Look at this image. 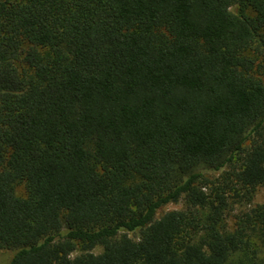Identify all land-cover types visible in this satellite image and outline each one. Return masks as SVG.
Returning a JSON list of instances; mask_svg holds the SVG:
<instances>
[{"label":"trees","instance_id":"16d2710c","mask_svg":"<svg viewBox=\"0 0 264 264\" xmlns=\"http://www.w3.org/2000/svg\"><path fill=\"white\" fill-rule=\"evenodd\" d=\"M260 186L264 0H0L7 264H264Z\"/></svg>","mask_w":264,"mask_h":264},{"label":"rangeland","instance_id":"374dc122","mask_svg":"<svg viewBox=\"0 0 264 264\" xmlns=\"http://www.w3.org/2000/svg\"><path fill=\"white\" fill-rule=\"evenodd\" d=\"M247 13L249 15L254 14L251 10H248ZM17 191L19 193L22 192L21 185L17 187ZM262 202H264V186H260L256 189V192H255L254 198H253V203H262ZM182 204H183L182 200L179 201L178 203L167 204L163 208H161V210L158 212V214H160L162 211H166L169 209L180 208V207H182ZM93 251L99 252V251H101V248L96 247V248H94ZM75 253H78V251ZM11 255H12V251H10V250H7V249L0 250V264H7Z\"/></svg>","mask_w":264,"mask_h":264}]
</instances>
